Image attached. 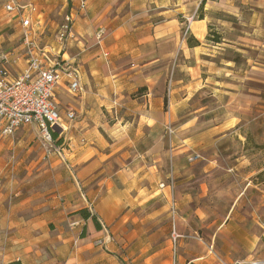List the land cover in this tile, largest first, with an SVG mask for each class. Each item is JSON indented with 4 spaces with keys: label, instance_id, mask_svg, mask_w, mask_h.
<instances>
[{
    "label": "crops",
    "instance_id": "crops-1",
    "mask_svg": "<svg viewBox=\"0 0 264 264\" xmlns=\"http://www.w3.org/2000/svg\"><path fill=\"white\" fill-rule=\"evenodd\" d=\"M8 1L0 0V24L21 39ZM15 1L37 8L39 44L78 71L79 87L62 77L54 90L64 158H31L20 179L0 157V264L264 260L261 182L229 192L223 209L207 186L226 172L208 148L233 132L264 82V0ZM68 14L73 36L61 44L55 29Z\"/></svg>",
    "mask_w": 264,
    "mask_h": 264
},
{
    "label": "built area",
    "instance_id": "built-area-1",
    "mask_svg": "<svg viewBox=\"0 0 264 264\" xmlns=\"http://www.w3.org/2000/svg\"><path fill=\"white\" fill-rule=\"evenodd\" d=\"M5 9L18 16L22 51H0V138L11 137L20 126L35 124L40 132V144L45 156L55 152L64 158V145L55 143L52 136V131L60 137L65 130L53 99L54 90L61 78L65 77L69 89L75 92L79 87L78 71L58 59L46 45L39 44L37 30L33 26L39 20L33 22L31 16L37 10L34 5L9 0ZM71 36L72 18L68 14L61 24L58 38L62 40ZM19 62H24V65L20 73L12 76L10 68ZM66 117L72 119L74 113L67 111ZM169 214L173 225L176 214L173 198L169 201ZM76 223L73 221L71 224ZM178 236L173 229L171 237L174 243Z\"/></svg>",
    "mask_w": 264,
    "mask_h": 264
},
{
    "label": "rangeland",
    "instance_id": "rangeland-1",
    "mask_svg": "<svg viewBox=\"0 0 264 264\" xmlns=\"http://www.w3.org/2000/svg\"><path fill=\"white\" fill-rule=\"evenodd\" d=\"M14 2L17 3L15 0ZM33 13L34 12L31 13V16ZM15 16H17L16 13ZM63 22L64 20L58 25L57 30L55 29L54 34V37L61 44L65 43L66 40L70 38H63L62 40L58 38L59 29ZM13 33L14 28H12L11 24L6 25L5 27L0 24V35H2L1 39L3 38L2 47H5V50H18L21 45L20 42L22 43L19 35L16 34V36L13 37ZM20 51H22V48ZM256 88L258 89V92L256 93L255 98L251 99L249 105L246 106L248 108H246L243 118L233 127L235 131L233 130L231 134L223 138L221 142L216 146H213V148H208V151H210L208 152V154H210L209 157H219L224 167L223 170H226L225 173H214L212 175L213 178L207 182V186L212 190L211 192L213 194H211L215 204L222 209L230 198L229 192L231 193L241 190L244 186H247L249 181L251 184L261 182L262 189H264V82L257 84ZM23 128L24 129L20 131L19 134L16 135L14 133V136H11L12 138H0V157L4 156L12 161L10 165L2 166L5 159H0V167L2 166L1 169H4L5 167L12 176H15L16 178L19 177L20 179L27 178L26 175L30 170V167L28 168L29 159L41 156L42 160L46 161L49 157L45 156V154L43 155L40 146L38 147V143L40 142V132L38 128L33 125H26L23 126ZM61 143L63 144V138ZM7 158L6 162L9 161ZM17 162L20 163L17 164ZM40 164L42 163L39 162V165ZM234 166L236 167L235 169H228V167ZM258 169H261V171L257 172ZM249 170H254V172L247 177L246 175ZM171 183L173 184V180L171 182V178L169 177L168 184ZM161 184H159V186L163 187L164 183ZM2 185L3 181L0 176V189L2 188ZM197 185H199V183H197ZM222 189L226 191H222ZM212 211L216 212L215 209ZM216 213H219V211ZM211 219L215 220L213 227H211L214 231L216 230V225L219 223V216L213 214ZM208 229H210V227H208ZM197 233L204 241H206V234H204L202 230L198 229ZM263 261V259L257 260L252 258L233 261L230 262V264H252Z\"/></svg>",
    "mask_w": 264,
    "mask_h": 264
},
{
    "label": "trees",
    "instance_id": "trees-1",
    "mask_svg": "<svg viewBox=\"0 0 264 264\" xmlns=\"http://www.w3.org/2000/svg\"><path fill=\"white\" fill-rule=\"evenodd\" d=\"M199 16L202 17V14L199 13ZM213 39L214 40L217 39L215 35L213 36ZM195 43H197V41H195ZM52 134H53L52 136L54 138L55 143H61L62 137H58L55 131H52ZM78 212L81 214V216L85 218L89 216V211L86 208H82ZM262 243L264 244V231L262 234ZM8 264H21V262L19 260H13L9 262Z\"/></svg>",
    "mask_w": 264,
    "mask_h": 264
},
{
    "label": "bare ground",
    "instance_id": "bare-ground-1",
    "mask_svg": "<svg viewBox=\"0 0 264 264\" xmlns=\"http://www.w3.org/2000/svg\"><path fill=\"white\" fill-rule=\"evenodd\" d=\"M252 264H264V261L263 262H258V263H252Z\"/></svg>",
    "mask_w": 264,
    "mask_h": 264
}]
</instances>
